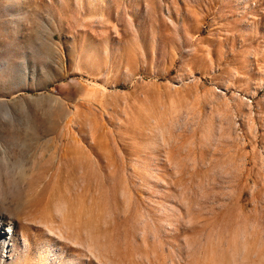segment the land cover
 I'll use <instances>...</instances> for the list:
<instances>
[{
  "label": "rangeland",
  "instance_id": "rangeland-1",
  "mask_svg": "<svg viewBox=\"0 0 264 264\" xmlns=\"http://www.w3.org/2000/svg\"><path fill=\"white\" fill-rule=\"evenodd\" d=\"M0 264H264V0H0Z\"/></svg>",
  "mask_w": 264,
  "mask_h": 264
}]
</instances>
